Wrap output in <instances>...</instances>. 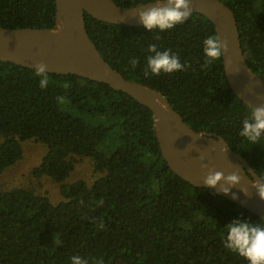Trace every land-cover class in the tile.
<instances>
[{
  "label": "trees",
  "instance_id": "1",
  "mask_svg": "<svg viewBox=\"0 0 264 264\" xmlns=\"http://www.w3.org/2000/svg\"><path fill=\"white\" fill-rule=\"evenodd\" d=\"M111 1L122 8L152 2ZM220 1L234 14L247 65L264 82V0ZM55 17L54 0H0L1 28L53 29ZM84 19L114 71L161 93L189 128L220 136L264 174V137L254 145L239 136L251 109L230 90L221 58L204 66L203 40L215 35L208 19L192 14L164 32ZM153 43L190 67L146 77ZM48 76L42 89L34 69L0 62V175L22 159L21 143L34 141L46 153L30 175L60 184L62 198L53 204L33 187L0 190V264H71L73 256L88 264H247L223 246L226 226L262 220L172 173L148 108L103 83ZM82 159L91 160L94 180L65 184Z\"/></svg>",
  "mask_w": 264,
  "mask_h": 264
},
{
  "label": "water",
  "instance_id": "2",
  "mask_svg": "<svg viewBox=\"0 0 264 264\" xmlns=\"http://www.w3.org/2000/svg\"><path fill=\"white\" fill-rule=\"evenodd\" d=\"M54 1L56 17L53 29L0 27V62L34 70L37 63L43 62L49 74L75 75L126 94L152 113L155 138L161 156L172 173L195 188L210 189L257 216L264 224V201L259 199L249 181L258 179L249 163L232 151L220 136L197 133L189 128L161 93L128 81L114 71L90 40L85 27V14L102 23L141 27L143 24L135 15L137 10H133L139 6L122 8L111 0ZM140 6L147 8L154 5L148 2ZM191 7L192 14L208 19L215 35L221 41L228 42V51L221 59L224 76L232 93L250 109L260 106L258 97L264 95V82L250 70L245 61L232 11L220 0H193ZM229 59L231 65L227 63ZM211 147H215L216 151H211ZM222 148L226 151H221ZM201 154L205 156L204 163L210 168L225 175L238 172L240 184L232 187L227 195L219 192V185L215 188L206 187L200 168ZM243 187L248 189L247 196L240 191ZM232 193L238 199H233Z\"/></svg>",
  "mask_w": 264,
  "mask_h": 264
},
{
  "label": "clouds",
  "instance_id": "3",
  "mask_svg": "<svg viewBox=\"0 0 264 264\" xmlns=\"http://www.w3.org/2000/svg\"><path fill=\"white\" fill-rule=\"evenodd\" d=\"M192 2L193 0H152L154 6L147 8L139 6L133 10H137L135 15L146 30L154 31L158 29L160 32H164L185 23L192 16ZM61 23H64V21ZM156 39H159V36ZM147 51L150 55L146 57L147 66L144 69L146 77L159 76L162 72L171 74L190 67L187 64H182L179 56L173 54L171 49L159 51L155 43L149 44ZM227 51V40L221 41L216 35L206 37L203 40V53L206 58L204 66L219 60ZM138 63L139 61L135 57L129 60L132 69H135ZM227 63L231 65L232 61L229 59ZM46 69L47 65L43 62L37 63L35 66V76L39 78V86L42 89H46L49 85V76ZM238 71L239 69H237ZM258 99L261 101L260 106L251 108L250 113L243 119L242 129L239 132L240 137L245 138L254 145L259 144L261 138L264 137V95L259 96ZM217 144H220V142ZM211 151L215 152L216 148L211 147ZM221 151H226V149L222 148ZM204 160L205 156L201 154L199 156L200 168L203 170V184L206 187L215 188L219 185V192L227 195L232 187L240 184L241 176L238 172L225 175L215 168H210L204 163ZM253 172L258 179L248 180L251 182L252 187L256 189L259 199L264 201V174L257 175L254 170ZM240 191L245 196L248 195L246 187L240 188ZM232 198L238 199L235 193H232ZM103 226V221H101L100 227L103 228ZM226 229L227 235L223 244L226 249L244 258L247 264H264V226L254 222L234 219L226 226ZM71 264H88V262L80 256H73ZM98 264H104L103 260L98 261Z\"/></svg>",
  "mask_w": 264,
  "mask_h": 264
},
{
  "label": "rangeland",
  "instance_id": "4",
  "mask_svg": "<svg viewBox=\"0 0 264 264\" xmlns=\"http://www.w3.org/2000/svg\"><path fill=\"white\" fill-rule=\"evenodd\" d=\"M21 145L23 149L22 159L0 175V190L33 187L38 192L45 194L51 203L56 204L60 202L62 200L59 194L60 184H55L46 178L36 181L30 175L31 169L40 163L46 153L44 146L34 141L23 142ZM94 178L91 160L82 159L80 162L75 163L70 178L65 184H70L76 180H84L87 183H91Z\"/></svg>",
  "mask_w": 264,
  "mask_h": 264
}]
</instances>
